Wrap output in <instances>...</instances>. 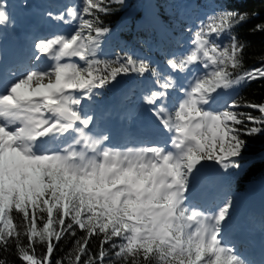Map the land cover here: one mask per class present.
I'll return each mask as SVG.
<instances>
[{
    "label": "snow or ice",
    "instance_id": "6c2138e0",
    "mask_svg": "<svg viewBox=\"0 0 264 264\" xmlns=\"http://www.w3.org/2000/svg\"><path fill=\"white\" fill-rule=\"evenodd\" d=\"M251 2L216 0L164 70L127 52L101 58L112 33L103 18L126 0L49 12L70 30L35 42L7 71L0 52V264H251L226 240L233 199L189 198L201 180L227 182L246 164L264 170V148L246 157L264 140V100L240 95L264 89V53L245 64L250 36H264ZM9 21L0 0V26ZM132 76L150 81L141 99L162 144L122 149L94 134L88 102Z\"/></svg>",
    "mask_w": 264,
    "mask_h": 264
},
{
    "label": "trees",
    "instance_id": "16d2710c",
    "mask_svg": "<svg viewBox=\"0 0 264 264\" xmlns=\"http://www.w3.org/2000/svg\"><path fill=\"white\" fill-rule=\"evenodd\" d=\"M167 0H160V6L162 9V15L164 18H168V15L165 11V5H163L164 2ZM140 3V4H139ZM138 4H132L131 6L134 8L130 11L128 7L130 4H126V7L120 8L117 11H115L112 15L104 17L103 22L104 25L111 28V29H117V30H123L125 27H127L128 23H130V20L133 17H139L137 15L141 10V5L143 4V1H139ZM248 8L251 10H255L257 12L261 13V19H264V4H261L258 2V0H252V2L248 5ZM137 17V18H138ZM131 18V19H130ZM243 35H249L247 33V30H244ZM249 49L246 53V59L245 64L246 67H252L256 66L258 64L257 57H259L262 53H264V36H261L259 34L255 36H250L249 38ZM240 95L245 97L248 100L254 101V102H260L264 100V89L260 88L259 85L253 84L247 88H243L240 92ZM264 148V140H257L254 142H251V146L249 149V152L246 154L247 159L252 162L259 159L258 153L260 150ZM245 166H248L246 164ZM233 177V176H232ZM264 178V170L261 169L260 166H257L256 168H253L246 172L245 176L241 178L238 188L239 192H241V195L246 194L247 191V183H258ZM64 249L66 250L68 247H70V242H67L63 245ZM57 255H62L61 252H58ZM9 260L13 261L14 264H19L18 261L15 260L14 256H9Z\"/></svg>",
    "mask_w": 264,
    "mask_h": 264
},
{
    "label": "rangeland",
    "instance_id": "374dc122",
    "mask_svg": "<svg viewBox=\"0 0 264 264\" xmlns=\"http://www.w3.org/2000/svg\"><path fill=\"white\" fill-rule=\"evenodd\" d=\"M130 1H133V0H126V2H130ZM147 5H149V3H147ZM146 5V6H147ZM149 7H150V5H149ZM175 7V3H169L168 4V7H167V11H168V13H169V15L170 16H175V15H177V12L175 11V10H173V8ZM212 7H213V5H212ZM214 7H215V5H214ZM214 7L211 9V11L213 12V10H214ZM175 24V23H174ZM175 25H177L178 26V24L176 23ZM140 24L136 27V29L138 30L139 28H140ZM109 59H112V58H109ZM130 78L131 77H125V79H127V80H130ZM123 79V78H122ZM121 83H123V81L121 80ZM99 91V90H98ZM101 91H104V90H101ZM219 103H222V100H219ZM219 106V105H218ZM193 188H194V186H193ZM192 188V189H193ZM222 198V197H221ZM232 199H233V202H234V208H233V210H232V215H233V213L237 210V209H235V206H236V204H235V201H234V198L232 197ZM240 205H241V203H240ZM239 205V206H240ZM263 204L261 203V206H262ZM256 206H258V205H254L253 207H251L250 208V210L251 209H254ZM238 210H240V208L238 207Z\"/></svg>",
    "mask_w": 264,
    "mask_h": 264
},
{
    "label": "bare ground",
    "instance_id": "6f19581e",
    "mask_svg": "<svg viewBox=\"0 0 264 264\" xmlns=\"http://www.w3.org/2000/svg\"><path fill=\"white\" fill-rule=\"evenodd\" d=\"M149 3V2H148ZM149 5H150V3H149ZM149 5H147V8H146V15H147V17H149V18H155L156 16H155V12L153 11V10H151L150 8H149ZM146 22V24L148 25V22H147V20L145 21ZM137 112H142V113H144V110L142 109V107H137ZM141 115V113H139L138 114V116H135V117H133V119H137V117H139ZM145 116V115H144ZM149 118H150V116H149ZM149 121H152L151 120V118L150 119H148ZM153 123V122H152ZM148 126H150V125H148L147 124V127ZM153 126H155V124L153 123ZM156 127V126H155ZM206 171H210V170H206ZM203 180H201L200 182H198V184H199V187H203V186H200V184L202 185V182ZM263 201H264V198L262 199Z\"/></svg>",
    "mask_w": 264,
    "mask_h": 264
}]
</instances>
